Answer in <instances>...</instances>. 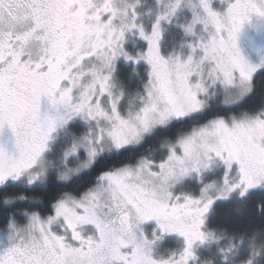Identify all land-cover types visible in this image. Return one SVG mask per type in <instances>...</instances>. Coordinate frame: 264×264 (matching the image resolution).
I'll return each instance as SVG.
<instances>
[{
	"label": "rangeland",
	"instance_id": "rangeland-1",
	"mask_svg": "<svg viewBox=\"0 0 264 264\" xmlns=\"http://www.w3.org/2000/svg\"><path fill=\"white\" fill-rule=\"evenodd\" d=\"M210 2L67 0L55 37L26 13L0 12V40L19 37L0 94L17 72L41 67L55 111L38 154L27 127L14 158L0 155V185L68 181L156 129L244 99L264 68V0ZM263 187L264 110L219 117L103 173L51 215L0 227V252L20 249L28 264H201L218 241L208 227L215 202ZM169 238L183 247L159 255Z\"/></svg>",
	"mask_w": 264,
	"mask_h": 264
},
{
	"label": "trees",
	"instance_id": "trees-1",
	"mask_svg": "<svg viewBox=\"0 0 264 264\" xmlns=\"http://www.w3.org/2000/svg\"><path fill=\"white\" fill-rule=\"evenodd\" d=\"M262 110L264 68L254 75L250 93L239 102L228 106L215 103L199 114L156 129L139 145L101 156L89 170L68 181L51 175L34 185L20 181H8L0 185V227H5L11 221L23 224L31 213L51 215L56 202L64 196H80L96 185L103 173L135 164L142 158H153L164 143L174 141L215 118L243 112L258 114ZM208 227L214 231L218 241L205 247L208 249H202L201 252L205 254H198L201 264H264V187L248 191L242 197L215 202L208 215ZM181 244L175 238H169L163 243L159 255L181 249ZM207 254L209 257L205 256Z\"/></svg>",
	"mask_w": 264,
	"mask_h": 264
},
{
	"label": "flooded vegetation",
	"instance_id": "flooded-vegetation-1",
	"mask_svg": "<svg viewBox=\"0 0 264 264\" xmlns=\"http://www.w3.org/2000/svg\"><path fill=\"white\" fill-rule=\"evenodd\" d=\"M77 1L84 5L88 3V0ZM216 1L211 0L210 4ZM227 1L228 9L238 7L241 3V0ZM66 4L67 0H0V12L12 21L15 20L16 13H26L27 18H32L34 25L36 20L41 29L55 37L54 34L58 32L56 18L63 12ZM18 41L17 35L5 36L0 40V48L6 50L5 59L0 60V73L7 72L6 65L12 59V51L9 52V49ZM41 70L43 68L38 67L17 72L3 86L0 94V155L5 164L14 158L17 149L22 146L27 127L30 129L27 141L31 150L38 154L54 121V109L47 108L51 102V95L46 91L47 79ZM22 256L20 249L5 248L0 252V264H28L21 259Z\"/></svg>",
	"mask_w": 264,
	"mask_h": 264
}]
</instances>
